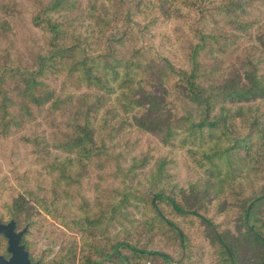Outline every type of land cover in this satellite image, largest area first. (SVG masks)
Segmentation results:
<instances>
[{
    "label": "trees",
    "instance_id": "16d2710c",
    "mask_svg": "<svg viewBox=\"0 0 264 264\" xmlns=\"http://www.w3.org/2000/svg\"><path fill=\"white\" fill-rule=\"evenodd\" d=\"M15 136L0 208L78 232L82 264H264V0H0Z\"/></svg>",
    "mask_w": 264,
    "mask_h": 264
},
{
    "label": "rangeland",
    "instance_id": "374dc122",
    "mask_svg": "<svg viewBox=\"0 0 264 264\" xmlns=\"http://www.w3.org/2000/svg\"><path fill=\"white\" fill-rule=\"evenodd\" d=\"M30 155H29V148L28 146H25L23 142L19 140L17 136L12 137V138H0V177L5 178L6 185H16L18 181H16L17 176L15 174L17 172H22L25 171L26 169L29 168V166H32L30 163ZM257 186V184H255ZM254 186V185H253ZM247 191L244 192H250L249 191V186L246 189ZM200 193V194H199ZM205 194L204 192L200 191L198 192L199 196ZM206 196L211 197L209 194H205ZM221 201L228 202L224 198L220 199H215L213 200V204L216 202L217 205L212 206L208 213L210 215H213V219L215 221H220L221 219L225 218L227 213L225 210H220L222 209L220 205H218ZM228 205V203L226 204ZM219 208V209H217ZM4 209V210H3ZM130 210L132 211V215L135 218H141V212L143 210L142 206L138 207H130ZM21 212H25L24 210L20 209ZM31 213L34 214L33 218L37 221L42 220L43 218L41 215H36L33 210H31ZM204 213V212H203ZM232 213V212H230ZM8 210L6 208H0V219L1 220H7L8 218ZM47 219L51 222L49 225L48 223L42 224V223H36L32 226V220L31 218H28L27 215H22L18 216V221L20 223H25L28 222L30 223V231L31 235L28 237L32 240H37L40 243V246L42 248H49L50 252L49 254L52 256L54 255L53 259L59 260L58 255L61 251H64L67 249L69 244H73L75 241L77 243V248L75 250V255L74 254V249L73 247L70 249L71 255L70 259L66 260L64 259L63 262L66 264H82L81 260V248L79 245V233L78 232H73L65 228L64 226L57 224V223H52L49 217ZM75 237L76 239L73 240L72 238ZM71 238V239H70ZM154 241H151V246L149 245L150 248H155L153 244ZM202 244V243H200ZM164 250L169 251V253L172 255V258L176 261L174 264H178L177 259L181 256V250L179 249L177 243L172 244L168 243L167 241L165 242L164 245ZM193 250V255L190 259L194 260L196 258L195 254V248L193 246L190 247ZM204 255L203 257H205ZM201 257V258H203ZM103 263L107 264H114L111 261H103ZM202 263V260H201ZM102 264V262L100 263ZM205 264V262L203 263Z\"/></svg>",
    "mask_w": 264,
    "mask_h": 264
},
{
    "label": "flooded vegetation",
    "instance_id": "af4514ba",
    "mask_svg": "<svg viewBox=\"0 0 264 264\" xmlns=\"http://www.w3.org/2000/svg\"><path fill=\"white\" fill-rule=\"evenodd\" d=\"M11 218L13 217L0 221L7 223ZM13 219L16 222L12 230L7 235L0 232V256L5 260L11 259L10 264H65L63 261L53 259L54 255L49 254V248H42L39 241L28 238L31 235L30 223H20L17 219ZM9 236L17 242L10 244Z\"/></svg>",
    "mask_w": 264,
    "mask_h": 264
},
{
    "label": "water",
    "instance_id": "95a60500",
    "mask_svg": "<svg viewBox=\"0 0 264 264\" xmlns=\"http://www.w3.org/2000/svg\"><path fill=\"white\" fill-rule=\"evenodd\" d=\"M15 220L11 218L7 223H2L0 221V232L5 233L6 235L12 230L13 225L15 224ZM26 228H24L25 230ZM23 230V231H24ZM22 233V231H21ZM17 240H15L12 236H9V243L13 244L16 243ZM27 258V257H26ZM12 260H5L2 256H0V264H10Z\"/></svg>",
    "mask_w": 264,
    "mask_h": 264
}]
</instances>
